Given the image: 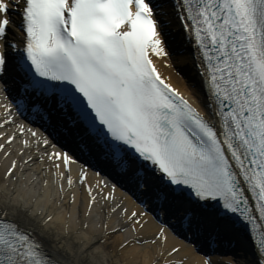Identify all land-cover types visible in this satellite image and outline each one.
Wrapping results in <instances>:
<instances>
[{"label":"snow or ice","instance_id":"1","mask_svg":"<svg viewBox=\"0 0 264 264\" xmlns=\"http://www.w3.org/2000/svg\"><path fill=\"white\" fill-rule=\"evenodd\" d=\"M171 6L194 49L196 100L159 70L170 54L153 0H0L2 179L15 196L27 173L19 198L39 208L21 214L0 199V264H62L33 226L37 218L52 224L53 204L65 211L66 236L73 210L84 230L99 211L97 245L125 234L119 250L146 248L154 264H187L181 253L185 246L199 252L206 218L235 220L248 231L253 264H264V0ZM10 80L19 86L15 99ZM36 120L90 140L139 210L117 199V184L90 183L87 164L73 177L79 161L30 126ZM149 216L160 226L143 235ZM169 233L182 245L170 244Z\"/></svg>","mask_w":264,"mask_h":264},{"label":"bare ground","instance_id":"2","mask_svg":"<svg viewBox=\"0 0 264 264\" xmlns=\"http://www.w3.org/2000/svg\"><path fill=\"white\" fill-rule=\"evenodd\" d=\"M163 7L164 6L162 4L161 6H156L157 19L160 22V30L165 41V46L170 55L166 61H158L159 70L165 77L170 78L169 82L173 86L196 100L200 96V89L199 76H197L195 73L196 69L193 65L194 59L189 55V52L187 53L185 50H182L183 48L177 47L175 50L171 47V45H176L174 42V40H177L176 36L181 38L182 33H180L178 25L174 22L175 12L172 9V6H168L169 9L168 12H166V15H164L166 17L164 19L161 15L162 11L160 10ZM11 15L15 21V13H12ZM165 21L170 23L172 30H170L168 35H166L164 30V27L167 28L168 25L165 23ZM166 63L170 66L166 67ZM182 68L185 70L184 72L188 73V75H182L180 71ZM186 76H188L190 79L186 78ZM191 81L193 83H191ZM198 106H200L203 110L202 103H200ZM18 119L27 123L26 121H23V118L21 117H18ZM58 133L61 135V139H65V142H63L66 144V146L63 148L64 150L70 154L73 150L74 153L71 154L72 156L78 154L81 160H87L91 162L92 165H95L96 169L97 167H102V169L106 171L104 175H100L97 170H91L88 168L89 182L95 184V182L98 180H107L109 182V187H111L114 182L112 179H109V174H115V171L113 169L109 170L110 168L107 169L106 164L100 165V156L91 152L88 141L84 138H77V133L79 132L76 130L65 132L58 128ZM85 144L88 145L87 150L82 149V146ZM5 163L7 162L0 160V199H2V202L4 203H9L12 206L13 211L19 210L21 214H23L31 209L32 214L35 215V212L39 210L38 206L33 205L30 198H19V194L23 191L27 173L20 174L19 181L15 185L16 195L11 196L12 182H8V188L5 189V182L2 179ZM82 165L83 164L81 162L72 165L71 172L73 177L78 175L79 169ZM76 195L77 199L79 200L82 196V193L77 191ZM115 195L118 200H123L129 209L139 210V206L132 196L118 184ZM9 196H11L10 200L8 199ZM52 208L55 214V219L52 224L41 226L39 223V218H37L33 226L42 230L46 234L48 240L45 241V244L49 254L58 257L62 264H154L155 257L148 254L146 248L141 250L139 246H136L122 252L119 250L117 245L125 239V234L105 237L103 243L97 245L95 243V237L103 235L104 229L102 225L105 222L103 215L99 211L95 212L92 217L89 218L88 223L90 226L87 230H84L80 228V225L77 222L75 211L73 210L71 220V234L66 236L64 231V224L66 221L65 211L63 208L59 210L55 209L54 204ZM176 211L179 213L182 211V209H176ZM148 220V229L145 233H143V235H151V233L160 226L154 219H152L151 216L148 217ZM108 223L109 228H111L116 226L117 222L115 219H112L108 221ZM206 225L207 230L200 234L198 241H201L200 238H202L204 241L209 239L208 243L213 241L214 243L220 242L223 244H218V246L215 247L217 248V255L213 254V252H206L203 248L199 249V252L197 253L191 248L185 246L181 255H184V252L188 253L190 259L187 261V264H202L205 258L210 260L211 264H235V258L232 255L231 248H233L234 252L237 253L236 257L238 258V261L243 263V258L245 257H243L244 252L242 253L241 251L240 243L238 245L235 240L229 241L231 237L227 230L230 229L222 224L214 226L211 223H206ZM169 243L175 244L176 246H181L183 241L180 238L172 235V233H169ZM230 243H233L235 247L230 245ZM98 249H102L103 253L98 254ZM117 256L119 257L118 260L115 258Z\"/></svg>","mask_w":264,"mask_h":264}]
</instances>
